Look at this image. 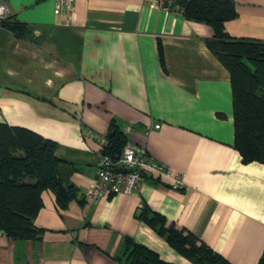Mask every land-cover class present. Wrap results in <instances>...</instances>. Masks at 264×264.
I'll list each match as a JSON object with an SVG mask.
<instances>
[{
  "label": "crops",
  "instance_id": "1",
  "mask_svg": "<svg viewBox=\"0 0 264 264\" xmlns=\"http://www.w3.org/2000/svg\"><path fill=\"white\" fill-rule=\"evenodd\" d=\"M6 0L0 28V122L55 141L71 167L65 202L42 193L39 239L0 233V264H127V241L172 264H194L138 217L141 205L194 232L233 264L264 257V163L234 147L230 73L208 48L209 25L144 0ZM237 38L264 41V0H232ZM158 125V126H156ZM127 127H130L127 130ZM183 174L185 189L148 175L129 194L84 198L110 133Z\"/></svg>",
  "mask_w": 264,
  "mask_h": 264
},
{
  "label": "trees",
  "instance_id": "2",
  "mask_svg": "<svg viewBox=\"0 0 264 264\" xmlns=\"http://www.w3.org/2000/svg\"><path fill=\"white\" fill-rule=\"evenodd\" d=\"M190 20L206 23L213 35L205 39L208 48L230 73L234 124V147L243 162L264 163V41L237 38L225 29V22L236 15L232 0H177ZM15 36L30 33L27 23L3 22ZM127 136L115 130L107 137L102 151L120 153ZM55 141L22 126L0 122V233L10 239H39L42 229L34 223L42 193L51 188L61 159ZM57 193V192H56ZM58 194V193H57ZM60 202L65 199L58 194ZM138 217L167 243L194 264H233L213 250L191 230L167 223L163 215L141 205ZM127 264H172L145 245L127 241ZM257 264H264L261 257Z\"/></svg>",
  "mask_w": 264,
  "mask_h": 264
},
{
  "label": "built area",
  "instance_id": "3",
  "mask_svg": "<svg viewBox=\"0 0 264 264\" xmlns=\"http://www.w3.org/2000/svg\"><path fill=\"white\" fill-rule=\"evenodd\" d=\"M151 6H158L166 10H180L177 0H144ZM74 8L71 0H56L55 14H64ZM10 16L6 0H0V28ZM158 126V125H156ZM130 127H127L129 130ZM158 177L167 176L171 179L173 189H185L183 174L171 169L162 162L149 156L143 149L127 141L116 155L99 152V165L95 183L84 192V198L96 202L104 196L116 193L129 194L133 192L143 178L148 175Z\"/></svg>",
  "mask_w": 264,
  "mask_h": 264
},
{
  "label": "water",
  "instance_id": "4",
  "mask_svg": "<svg viewBox=\"0 0 264 264\" xmlns=\"http://www.w3.org/2000/svg\"><path fill=\"white\" fill-rule=\"evenodd\" d=\"M70 173L71 167L69 165L59 164L57 166V177L51 183L52 189L63 197H66L68 190L74 187L70 180Z\"/></svg>",
  "mask_w": 264,
  "mask_h": 264
}]
</instances>
